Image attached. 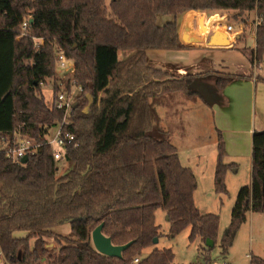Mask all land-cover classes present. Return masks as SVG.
Listing matches in <instances>:
<instances>
[{
	"label": "trees",
	"instance_id": "1",
	"mask_svg": "<svg viewBox=\"0 0 264 264\" xmlns=\"http://www.w3.org/2000/svg\"><path fill=\"white\" fill-rule=\"evenodd\" d=\"M190 10L233 11L236 17L256 12L253 60L264 63V0H111L109 10L105 0H0V136L10 143L19 132L40 142L46 129L62 120L63 112L52 105L59 88L56 48L74 62L73 80L82 89L68 127L79 146L68 150L62 174L49 145L24 164L0 153V248L11 264H134L135 258L138 264H172V249L154 244L162 236L158 209L169 218L171 237L189 228L191 243L199 239L207 247L212 240L208 249L215 247L220 217L197 208L195 174L182 164L155 108L161 97L196 94L194 80L208 71L180 76L172 73L179 65L160 68L148 55L184 49L178 20ZM159 15L173 20L160 26ZM126 50L133 54L120 59ZM234 77L218 73L217 87L224 89ZM49 80L47 101L43 89ZM218 149L221 158V135ZM229 167L220 160L215 172L220 194L228 193ZM249 211L264 215V131L253 133L251 184L238 192L221 239L223 253ZM64 223L69 236L52 230ZM101 223L114 245L133 242L121 259L95 249L91 233ZM49 239L57 255L48 248ZM250 264H264V258L251 255Z\"/></svg>",
	"mask_w": 264,
	"mask_h": 264
},
{
	"label": "rangeland",
	"instance_id": "2",
	"mask_svg": "<svg viewBox=\"0 0 264 264\" xmlns=\"http://www.w3.org/2000/svg\"><path fill=\"white\" fill-rule=\"evenodd\" d=\"M110 2L111 0H105V6L108 10L110 7ZM214 13H220L223 15L225 13V15H227L228 24L232 25L235 30L239 31L242 29L243 31V33L240 34L241 44L238 45V47L243 46V51L235 49L232 51L216 50L205 52L206 56L209 58L208 60L213 61V63L216 65L215 67L218 70H222L224 72H233L236 64H247L248 62L245 54H249L248 52H250L251 47H253L254 38L252 32L254 31L255 26L257 27L256 24L258 23L256 12H247L240 15L239 17L234 16L233 11L208 12L207 14H212L207 19L208 27H210L212 21L216 17L217 22L223 21V15L221 16ZM194 17H197L198 19L200 31L204 32L207 30V28L202 26L205 14L190 11L185 16L184 29L181 31V38L185 43L195 42V37L190 33L191 22ZM172 20V16L159 15L157 18V23L158 25L163 26L165 23ZM192 51L193 52H190L189 54L192 59L191 61L197 62L202 55V51ZM123 52L133 53L131 50H126ZM148 55L152 59L162 62H177L181 60V54L178 51L150 50L148 51ZM253 61L254 60H251L253 70L259 71L262 68V64L264 63H261V65L257 63L255 66ZM202 68L199 67L197 70L200 69L201 72L206 70V68ZM193 70L195 71L194 68H188L190 73H193ZM262 70L264 73V67ZM172 73H176L180 76L186 74L184 71L177 72L175 69L172 71ZM51 84L53 83L49 80L48 85H46V87L43 89L47 101H50L51 99ZM205 85H209L208 80H206ZM247 97L249 98L250 95H247ZM182 105H184V107L187 109L184 110ZM191 106L196 107V110L193 109V114L187 115L186 113H189V111L192 109L190 108ZM202 107H210V104L202 99L197 102V105H191L189 103L184 104L179 101L177 94L161 97L159 100H157L155 105L160 117L163 119L161 124L164 127H167L168 130H170V132L173 134L171 141L176 146L177 151L181 155L183 163L194 167V173L196 172L197 174V188L194 193V201L197 208L201 212L207 211L208 213L217 214L220 217L216 244L215 247L208 253L211 264H223L224 262L228 264H250L251 255L264 258L263 214L258 213L255 215L253 231H251L249 222L245 221L241 225L232 246L228 250L229 253H223L220 244L223 234L230 224L231 211L235 204L239 190L242 187L249 186L251 184L252 135L242 134L237 136L227 133L225 136L224 131H222L224 135H221L223 137L224 143V155L221 158L218 157L219 133L214 129L213 119L211 122L209 115L211 112H208L207 110L203 111ZM163 110H168L173 116H175V118L173 120L167 121L168 116L164 115ZM250 112L251 109L247 105L243 106L242 111H239L238 109L235 110V114H239L238 118L236 119V121L238 120L239 127L245 128L249 125L251 115ZM231 122L233 121L231 120ZM228 138L230 139L229 142L227 141ZM197 148L202 155L200 160L194 156V154H192V151H196ZM215 158L217 162L220 158L223 164L230 166L227 169L225 175V183L228 191L227 194H220L215 190V173L213 170ZM59 163V174H62L67 168V164L65 161H60ZM202 163L205 164L203 165L205 169L204 174L200 173V167H197V164ZM156 224L160 225V232L162 235L156 246L160 249H172L173 253L175 254L172 264H207L206 259H204L205 255H203V251L199 246L200 241L196 240L192 243L189 241V228L178 234L176 237H171L170 224L165 211L162 209H158L156 212ZM52 230L57 235L69 236L71 228L68 223H64L56 226ZM17 235L24 236V233H18ZM48 243V248L54 249V253L57 255L56 250L58 248H56L55 241L53 239H49ZM202 245L204 248H206L205 244L202 243ZM150 249L152 248L145 249L143 251V256H147L150 253ZM42 264L57 263L56 261L54 263V260H47Z\"/></svg>",
	"mask_w": 264,
	"mask_h": 264
},
{
	"label": "crops",
	"instance_id": "3",
	"mask_svg": "<svg viewBox=\"0 0 264 264\" xmlns=\"http://www.w3.org/2000/svg\"><path fill=\"white\" fill-rule=\"evenodd\" d=\"M190 11H195V10H190ZM190 11L184 13L178 21L179 24V42L180 44L184 47L182 50H175L178 51L181 54V60L177 62H162L159 60L152 59L150 56V59L156 64L157 67H162L165 68V65L167 64H174V65H179L178 67H181L180 70L178 71H184L187 72L188 68H194L195 71L193 70V74L200 73L201 70H197L199 67L200 68H206V71H208L207 74L198 76L193 84L192 87L196 90V94L194 95H188L184 93H179L177 94V97L179 101H181L184 104H194L197 105V102L200 101V99L204 100L205 102L210 104V107H202V110H207L210 115V119L212 122L213 119V125L215 131L219 133V135L226 136L227 133L231 135H252L255 131H264V73H263V67L264 64H262V68L258 70H253L251 60L253 59L254 56V51L256 47V42H255V34H256V26L254 28L253 33V38H254V43L253 47H251V51L248 52L249 54H245V57L247 59V64L245 63H240L236 64L233 72H224L218 70L213 63V61L208 60L209 58L206 56L205 52L206 51H216V50H223V51H232V50H241L243 51V46L238 47L240 43V34L243 33L242 29L238 30H233L232 32L226 31V28L224 25H219L218 27L215 24L217 22L216 18L212 21V24L210 27H208V17L212 14H207L208 12L206 11H198L202 12L205 14L204 22L202 26L204 28H207L206 31L201 32L200 31V25L198 23L197 17H194L191 22V28H190V33L192 36L195 37V42L193 43H185L182 41L181 38V31L184 29L185 25V16L187 13ZM196 12V11H195ZM214 14H219L223 15L220 13H214ZM223 16H227L224 15ZM219 17V16H218ZM223 24V23H222ZM257 25V24H256ZM222 30V31H220ZM217 32H222L226 36V41L228 42L226 45H211L209 42L214 36L215 33ZM223 38L222 36H217L214 37V41L216 42H222ZM192 50H199L202 51L201 57L198 59V61H191V57L189 56L190 52H193ZM133 53L131 52H119V58L120 59H126L130 57ZM203 59H207V64H202L201 61ZM188 64V65H187ZM162 65V66H161ZM207 65V66H206ZM202 68V69H203ZM197 70V71H196ZM225 73V74H231L234 75L235 77L231 79V81L228 83V85L224 89H219L216 85V79H217V74L218 73ZM206 80H208L209 85L206 84ZM247 95H250L248 98ZM260 98V101H259ZM247 105L251 109V115H250V123L247 127L242 128L239 127L238 118L239 114H235V110L238 109L239 111H242L243 106ZM182 108L186 110L187 108L182 105ZM192 108L189 113L187 112L186 114L191 115L193 114V109L196 110V107H190ZM189 108V109H190ZM164 115L168 116V120H173L175 116L171 114L168 110H163ZM212 114V116H211ZM170 115V116H169ZM185 116V115H184ZM235 119V121H234ZM231 120L233 122H231ZM166 121V123H167ZM163 122V119H162ZM163 126V125H162ZM164 127V126H163ZM166 130H168L167 127H164ZM224 131V135L222 133ZM169 135H170V140L171 137L173 136L172 132L168 130ZM227 141L229 142L230 139L228 138ZM172 142V141H171ZM189 149V148H188ZM198 150V148H197ZM192 151V154L201 159V152L199 151ZM179 158L182 162V164L186 167H189L193 170L194 172V167L190 166L189 164L183 163L182 157L179 154ZM218 157L219 156V150H218ZM216 156V157H217ZM219 160L218 162H214V173L218 170L219 168ZM205 164H197V167H200V173L204 174L205 169L204 166ZM195 177H197L196 172L194 173ZM195 199V198H194ZM202 214H207L208 212H201ZM258 213L249 211L247 213V220L246 222H249L251 231L254 229V222H255V215ZM198 241H200L198 239ZM200 248L203 251V255H205L206 262L207 264H211V260L209 257V249L208 247L204 248L202 245V242L200 241L199 244ZM152 248V247H150ZM152 249H150L151 252ZM229 253V252H228ZM228 255V254H227ZM226 255V256H227ZM228 264V263H227Z\"/></svg>",
	"mask_w": 264,
	"mask_h": 264
},
{
	"label": "built area",
	"instance_id": "4",
	"mask_svg": "<svg viewBox=\"0 0 264 264\" xmlns=\"http://www.w3.org/2000/svg\"><path fill=\"white\" fill-rule=\"evenodd\" d=\"M223 17V25L226 31L232 32L235 28L228 24L227 16ZM29 27V21L26 20L23 24V28ZM42 40H38V45ZM55 72L58 83V91L56 92V98L52 105L63 112L62 120L56 121L53 126L46 129L41 135L40 142L32 139L28 135H21L19 132H15L12 142L2 136H0V153H3L5 157L14 163H22L24 157L34 155L38 152L39 148L45 144L51 146L52 155L55 161H63L70 148L77 149L79 141L77 136L68 127L71 125L70 115L74 110V103L76 101L77 94L82 90L78 87L73 80L75 72L74 62L67 58L64 52L60 48L55 49ZM253 60V59H252ZM256 66L257 61H253ZM261 65V63H259ZM70 81L69 87L66 81ZM53 89V84H51ZM51 89V90H52ZM78 104V102H77ZM42 142V143H41ZM24 164V163H22ZM134 264L139 263V258L134 259ZM0 264H11L2 249L0 248ZM223 264H227L224 262Z\"/></svg>",
	"mask_w": 264,
	"mask_h": 264
},
{
	"label": "water",
	"instance_id": "5",
	"mask_svg": "<svg viewBox=\"0 0 264 264\" xmlns=\"http://www.w3.org/2000/svg\"><path fill=\"white\" fill-rule=\"evenodd\" d=\"M30 22H33V20L31 19ZM217 36H222L223 38L222 42L214 41V37H217ZM209 43L211 45H226L228 42L226 41L225 34H223L222 32H217L214 34V36L212 37ZM73 107L74 108L77 107V102L74 103ZM27 161H28L27 156L22 159V163H26ZM167 219L169 220L168 217ZM103 226H104L103 223H101L91 233V239H92V243L95 249L101 254L107 255L109 257H115V258L121 259L122 253L125 250H127L133 244V242L130 241L124 245H114L112 243L111 238L104 235ZM157 243H158V238H155L154 244H157ZM206 245L207 247L211 248L214 246V242L212 240H207Z\"/></svg>",
	"mask_w": 264,
	"mask_h": 264
},
{
	"label": "bare ground",
	"instance_id": "6",
	"mask_svg": "<svg viewBox=\"0 0 264 264\" xmlns=\"http://www.w3.org/2000/svg\"><path fill=\"white\" fill-rule=\"evenodd\" d=\"M215 24L217 25V27H218L220 24L223 25L221 21H219V22H217V23L215 22Z\"/></svg>",
	"mask_w": 264,
	"mask_h": 264
}]
</instances>
